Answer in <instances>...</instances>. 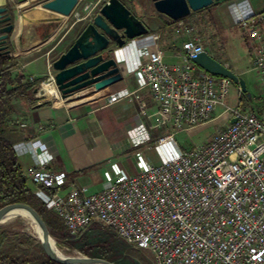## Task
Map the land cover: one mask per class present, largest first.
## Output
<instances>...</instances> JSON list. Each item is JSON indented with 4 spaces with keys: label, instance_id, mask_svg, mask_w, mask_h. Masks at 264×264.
Listing matches in <instances>:
<instances>
[{
    "label": "built area",
    "instance_id": "2783aa9c",
    "mask_svg": "<svg viewBox=\"0 0 264 264\" xmlns=\"http://www.w3.org/2000/svg\"><path fill=\"white\" fill-rule=\"evenodd\" d=\"M90 9L87 5L85 15L76 14L77 21L90 16ZM236 25L251 41L253 70L264 90V11H242ZM203 52L200 42L189 39L182 44V64H166L161 52L135 59L131 72L157 104L159 127L177 132L202 127L225 106L233 82L198 67L193 60ZM44 85L49 83L38 89ZM132 98L139 96L121 92L108 102ZM225 114L236 123L207 144L183 151L171 134L156 146L160 165H151L141 153L133 175L114 165L115 179L102 192L75 186L63 193L66 174L48 169L49 158H39L26 176L34 195L72 237L101 223L135 248L150 249L155 264H264V110L245 113L238 105Z\"/></svg>",
    "mask_w": 264,
    "mask_h": 264
},
{
    "label": "crops",
    "instance_id": "0c3cea01",
    "mask_svg": "<svg viewBox=\"0 0 264 264\" xmlns=\"http://www.w3.org/2000/svg\"><path fill=\"white\" fill-rule=\"evenodd\" d=\"M33 1L35 9L28 14L24 10L29 1L23 4L17 0L1 1V4H10L14 9L15 30L8 41L13 58L11 72L13 76H25L27 81L37 85L47 82L53 86L48 82L49 77L55 74L50 67L89 25L80 27L83 20L77 21L76 14L81 13L79 7L82 2L86 5L91 2L80 0L72 15L64 17L42 7L48 0ZM242 11H264V0L223 1L215 10L216 20L227 29L239 28L236 19ZM160 42L159 33L152 31L128 41L121 50L114 48L119 50L123 79L104 90H94L70 101L61 98L56 91L54 96L40 95L43 90L34 92L33 101L16 98L11 104L7 137L14 144L22 170L26 173L37 165L39 158H49L48 169L66 174L67 186L63 193L75 186H87L92 192H102L115 179L114 165L128 176L134 174L135 154L143 152L145 147L156 152L158 161L141 153L145 160L151 165H160L162 153L156 148L158 141L175 134V131L169 126H158V106L148 89L139 88L137 78L131 72L135 59L143 52L145 58L161 52L165 60L166 54ZM182 44L180 47L175 45L174 57L180 63L184 62ZM121 92L137 94L139 99H122L110 105L109 99ZM230 92H238V88ZM45 102L48 104L41 106ZM230 123L227 114L222 112L207 126L189 131L196 134L210 125H217L220 130ZM166 148L173 150L175 146Z\"/></svg>",
    "mask_w": 264,
    "mask_h": 264
},
{
    "label": "water",
    "instance_id": "95a60500",
    "mask_svg": "<svg viewBox=\"0 0 264 264\" xmlns=\"http://www.w3.org/2000/svg\"><path fill=\"white\" fill-rule=\"evenodd\" d=\"M1 1L0 55L11 57L8 41L14 33L15 22L12 23L13 17L9 14V4H1ZM28 1L17 0L20 4ZM151 1L157 13L172 21H179L192 13L225 0ZM79 2L80 0H48L42 4V7L61 16L69 17ZM149 33L150 29L147 25L139 20L120 0H108L69 50L53 62L52 70L55 72L53 87L57 95L59 94L61 98L70 101L84 97L88 92L104 90L122 81L123 76L116 57V50L124 48L128 41ZM193 62L214 76L230 79L234 85L240 87L243 94L250 96L245 79L208 52H203ZM39 92L40 90L36 88L35 93ZM231 123H236V119H233ZM13 213L25 214L34 224L42 248L52 261L58 264H114L99 258L60 255L52 245L53 241L57 247L44 220L35 209L26 204H12L2 208L0 224Z\"/></svg>",
    "mask_w": 264,
    "mask_h": 264
},
{
    "label": "rangeland",
    "instance_id": "374dc122",
    "mask_svg": "<svg viewBox=\"0 0 264 264\" xmlns=\"http://www.w3.org/2000/svg\"><path fill=\"white\" fill-rule=\"evenodd\" d=\"M107 1L108 0H88V2H91V4L88 3V5H91V13L89 14L90 16H85V20L80 23V27L84 24L92 23L94 17L99 13ZM122 1L139 20L143 21L147 27H149L150 32L157 31L159 33L161 37L160 44L166 54L164 60L166 64L170 66L182 64L175 60V45L180 47L185 39H195L207 49L208 53L216 57L220 62L226 65L228 64L231 67V70L239 73V75L245 79L248 91L250 92L249 94L250 96H253V100L246 101L242 96V92L240 95L239 92H230L226 99L225 106L220 107L216 116H220V113L222 112L225 113L229 107L236 108L239 105L240 98L244 99L241 108L243 112L248 113L255 111L258 114L263 112L264 90L260 86L257 72L253 70L251 41L247 34L240 28L227 29L226 27H222L216 20L214 8H211L208 11L203 9L192 13L190 16L179 21H172L171 19L157 13L151 0ZM86 6V2H82L79 7V11H81L83 15L86 14L84 12ZM34 9L35 2L29 0L24 12L28 14ZM208 12H214V22L210 19ZM178 29H181L180 32L177 31ZM188 31H191V33H187ZM41 84L42 83H39L37 88H39V85ZM237 88L238 87L233 84L230 87V91ZM216 126L217 125H210L199 130L196 134L190 133L191 131H175V141L183 151H188L195 146H202L207 144L214 134L227 127L225 126L219 130ZM141 153H145L146 155L151 156L155 161H158V157L154 150H148L147 147H145ZM1 227L14 229L22 228L24 232L38 238L34 224L26 218H18L13 223ZM89 229L86 231L84 230L78 236L74 237V240L79 239L87 232V234H89ZM127 246L128 251H123L121 256L116 257L117 264H155L154 256L150 249H137L129 243ZM62 252L68 256H85L78 250H63Z\"/></svg>",
    "mask_w": 264,
    "mask_h": 264
},
{
    "label": "trees",
    "instance_id": "16d2710c",
    "mask_svg": "<svg viewBox=\"0 0 264 264\" xmlns=\"http://www.w3.org/2000/svg\"><path fill=\"white\" fill-rule=\"evenodd\" d=\"M120 1L124 4L122 0ZM220 3H215L205 10L208 11L211 8L216 10ZM208 14L214 22V12H208ZM12 62V57L0 55V210L12 204H26L39 213L61 251L63 249L78 250L87 257L117 264L116 257L121 256L123 251H128V243L121 239L115 230L101 223H93L85 229L86 231L90 228L89 234L87 232L74 240L75 238L70 235L59 216L49 211L45 204L34 195V186L22 170L14 144L8 139L7 133L10 129L12 102L20 97L33 101L38 85L27 81L25 76H13ZM242 96L246 101L253 100V96L248 97L243 93ZM244 99H239L240 108ZM47 104L45 102L41 106ZM0 264L58 263L48 258L37 237L29 235L22 228L1 227Z\"/></svg>",
    "mask_w": 264,
    "mask_h": 264
},
{
    "label": "bare ground",
    "instance_id": "6f19581e",
    "mask_svg": "<svg viewBox=\"0 0 264 264\" xmlns=\"http://www.w3.org/2000/svg\"><path fill=\"white\" fill-rule=\"evenodd\" d=\"M55 88L53 86H50V85H44L43 86V91L41 93H39L40 95H52L54 96L55 95ZM57 94V93H56ZM18 218H26L27 220H29V218L25 215V214H22V213H13L11 216H8L1 224L0 226H3V225H7V224H10V223H13L15 220H17ZM30 221V220H29ZM35 227V226H34ZM36 230V228H35ZM36 233H38V231L36 230ZM52 245L57 249L58 253L60 255H66L64 252H62L61 250H59L55 243L52 241ZM64 250V249H63Z\"/></svg>",
    "mask_w": 264,
    "mask_h": 264
},
{
    "label": "flooded vegetation",
    "instance_id": "af4514ba",
    "mask_svg": "<svg viewBox=\"0 0 264 264\" xmlns=\"http://www.w3.org/2000/svg\"><path fill=\"white\" fill-rule=\"evenodd\" d=\"M9 14L13 17V12H14V10H12L13 9V7L9 4ZM14 18V17H13ZM12 23H14V20H12ZM10 46V45H9Z\"/></svg>",
    "mask_w": 264,
    "mask_h": 264
}]
</instances>
